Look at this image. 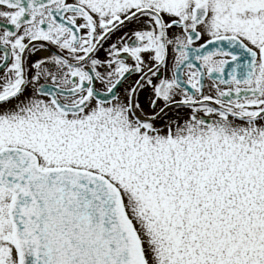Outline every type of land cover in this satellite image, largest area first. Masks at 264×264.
Instances as JSON below:
<instances>
[{"label": "snow or ice", "instance_id": "snow-or-ice-1", "mask_svg": "<svg viewBox=\"0 0 264 264\" xmlns=\"http://www.w3.org/2000/svg\"><path fill=\"white\" fill-rule=\"evenodd\" d=\"M0 264H264V0H0Z\"/></svg>", "mask_w": 264, "mask_h": 264}]
</instances>
